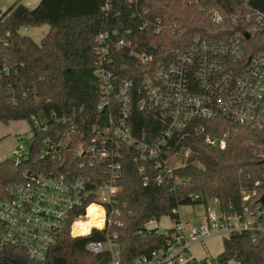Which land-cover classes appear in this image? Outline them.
<instances>
[{
    "label": "trees",
    "instance_id": "16d2710c",
    "mask_svg": "<svg viewBox=\"0 0 264 264\" xmlns=\"http://www.w3.org/2000/svg\"><path fill=\"white\" fill-rule=\"evenodd\" d=\"M212 10L223 16L222 24L213 23ZM247 15L253 20L264 16V0H41L34 8L16 2L0 10V69H7L0 80V121L31 120L35 116L49 126L48 131L33 129L27 157L21 163L16 164L14 157L0 161V195L25 169L48 167L49 162L40 159L43 141L55 129L67 130L61 118L75 116L72 122L84 129L107 122L106 112L97 109L101 83L95 75L96 39L101 33L110 34L106 67L118 80L130 78L139 88L146 67L133 51L154 50L161 58L176 46L188 45L195 35L213 42L229 40L239 30L250 29ZM42 25H48L49 30L39 42L22 32L24 27ZM248 44L251 52L264 51V31L254 34ZM138 99H133L128 119L132 135L155 137L163 127L161 112L141 109ZM197 126H203L204 131ZM226 133L224 146L206 141L207 135L220 140ZM170 145L174 152L190 150L170 173L154 161L139 159L135 146L122 145V174L117 182L120 190L115 195L122 224L78 237L67 229L46 264H108V250L93 254L87 245L113 233L118 234L122 264H134L138 257L162 249L167 240L157 228L146 233L145 225L164 216L179 222L182 205H204L218 198L220 209L229 214H244L245 208L255 213L259 206L264 211L260 202L264 129L220 116L197 119L185 131H176ZM89 225L83 227L84 233ZM74 233L80 235L78 222ZM217 258L218 264L233 260L264 264V212L253 227L224 236L223 251ZM0 264L35 263L22 249L4 247L0 249ZM181 264L211 263L208 258H189Z\"/></svg>",
    "mask_w": 264,
    "mask_h": 264
},
{
    "label": "built area",
    "instance_id": "2783aa9c",
    "mask_svg": "<svg viewBox=\"0 0 264 264\" xmlns=\"http://www.w3.org/2000/svg\"><path fill=\"white\" fill-rule=\"evenodd\" d=\"M211 15L213 23H223L219 12L212 10ZM245 20L250 29L239 30L229 40L213 42L195 35L188 45L176 46L169 55L162 53L161 58L154 50L133 51L146 67L139 88L130 78L118 80L106 67L110 34L101 33L96 39L95 75L101 83L97 109L106 112L107 122L84 129L72 122L75 116L60 119L67 130L55 129L43 141L40 159L48 161V167L25 169L0 195V249L18 247L35 264H46L61 234L70 229L75 235V224L89 220L91 206L100 208L101 225L92 226L85 235L121 225L122 210L115 206V195L120 190L117 182L122 174L124 144L135 146L142 161H154L170 173L176 168L171 163L174 155L180 154L181 160L182 155L188 157L190 153L186 149L174 152L170 140L193 120L220 116L239 125L264 129V51L251 52L248 44L254 34L264 31V16L253 20L247 15ZM4 71L7 69H0V80ZM136 96L141 109L161 112L163 127L155 137L132 135L128 119ZM25 121L30 123L32 135L12 155L16 164L27 157L33 129L48 131L49 127L39 117ZM196 129L204 131L203 126ZM227 137L228 133L220 140L207 135L206 141L224 146ZM204 207L206 223L189 227L181 220L173 222L172 227L161 231L167 237L164 247L150 256L138 257L134 264L184 263L191 258L189 248L193 244L204 243L214 235L229 236L249 229L264 212L259 206L255 213L245 208L244 214H229L220 209L218 198ZM154 230L145 225L146 233ZM117 238V233L108 234L104 240L89 242L87 249L93 254L108 250V264H122Z\"/></svg>",
    "mask_w": 264,
    "mask_h": 264
},
{
    "label": "rangeland",
    "instance_id": "374dc122",
    "mask_svg": "<svg viewBox=\"0 0 264 264\" xmlns=\"http://www.w3.org/2000/svg\"><path fill=\"white\" fill-rule=\"evenodd\" d=\"M19 1L20 0H12V3ZM45 27H32L31 32L34 34V39L36 41L39 42L44 34H46L45 32L47 28ZM31 135L32 132L28 121L19 120L9 121L8 123L0 121V161L12 157L19 145L26 142V140H29ZM22 138L23 140L20 141ZM179 155L180 154L174 155L171 161L174 167L179 166L181 164V160L183 162V158L180 160ZM204 209L205 207L203 204L182 205L179 211L183 221L191 227L199 226L207 222H205ZM155 223V221L150 222L147 227L150 229H156L157 225H159V231H163L164 228H169L171 220L168 216H164L160 219V221H158V224ZM223 238V235L218 234L208 238L204 242L205 244L203 242L195 243L189 248V255L194 256L198 260L208 258L211 264H218L217 257L223 251ZM205 245H207L206 247H208L209 251L205 250ZM229 264L239 263L233 260Z\"/></svg>",
    "mask_w": 264,
    "mask_h": 264
},
{
    "label": "crops",
    "instance_id": "0c3cea01",
    "mask_svg": "<svg viewBox=\"0 0 264 264\" xmlns=\"http://www.w3.org/2000/svg\"><path fill=\"white\" fill-rule=\"evenodd\" d=\"M41 0H20L19 2L20 3H23V4H25L27 7H29V8H34L35 6H37L38 4H39V2H40ZM15 3V2H14ZM14 3H12V0H0V10L1 11H5V10H7V8H9L10 6H12ZM46 26V27H45ZM43 27H45V28H47L46 29V32L45 33H47L48 32V30H49V26L48 25H42V26H40L39 28H43ZM38 28V27H37ZM31 30H32V27H29V28H22V32L24 33V34H29V36H31L32 38H34V34L31 32ZM43 33V32H42ZM45 35V34H44ZM204 215H205V222L207 221V216H206V213H205V209H204ZM170 218V217H169ZM171 220V219H170ZM180 220L181 221H183V218L181 217V215H180ZM151 222H153V221H151ZM156 223L155 224H158V221H155ZM150 223V222H149ZM149 223H147V225L149 224ZM172 225H173V221L171 220V224H169V228H170V226L172 227ZM156 228H159V225H157V227ZM165 229V228H164ZM205 244V243H204ZM207 245H205V250L206 251H209L208 250V247H206ZM192 256V255H191ZM190 256V257H191ZM191 258H195L194 256H192ZM196 259V258H195ZM203 259V258H202ZM198 260V259H197ZM200 260V259H199Z\"/></svg>",
    "mask_w": 264,
    "mask_h": 264
},
{
    "label": "bare ground",
    "instance_id": "6f19581e",
    "mask_svg": "<svg viewBox=\"0 0 264 264\" xmlns=\"http://www.w3.org/2000/svg\"><path fill=\"white\" fill-rule=\"evenodd\" d=\"M99 210H100L99 207L91 206L90 209H89V220L86 221V222H81V221L78 222L80 235H85V234L89 233L91 227L94 226V225H98V226L101 225L100 224L101 223L100 216H98ZM86 224H90V225L87 227L86 233H84L83 227Z\"/></svg>",
    "mask_w": 264,
    "mask_h": 264
},
{
    "label": "water",
    "instance_id": "95a60500",
    "mask_svg": "<svg viewBox=\"0 0 264 264\" xmlns=\"http://www.w3.org/2000/svg\"><path fill=\"white\" fill-rule=\"evenodd\" d=\"M249 37H250V35L247 34V38H249ZM260 202H261V204H262L263 207H264V182H263V194H262V196H261ZM73 236H74V237H78L79 235H73Z\"/></svg>",
    "mask_w": 264,
    "mask_h": 264
}]
</instances>
